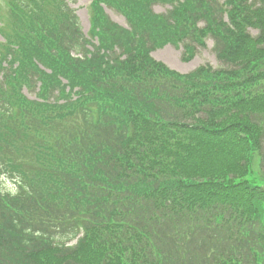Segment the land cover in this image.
Wrapping results in <instances>:
<instances>
[{
	"label": "trees",
	"instance_id": "1",
	"mask_svg": "<svg viewBox=\"0 0 264 264\" xmlns=\"http://www.w3.org/2000/svg\"><path fill=\"white\" fill-rule=\"evenodd\" d=\"M245 1L227 22L215 0L185 2L160 40L203 19L224 68L179 75L149 58L142 2L94 0L87 58L67 0H0V176H21L0 190V264H264V0ZM38 82L41 103L19 95Z\"/></svg>",
	"mask_w": 264,
	"mask_h": 264
},
{
	"label": "rangeland",
	"instance_id": "2",
	"mask_svg": "<svg viewBox=\"0 0 264 264\" xmlns=\"http://www.w3.org/2000/svg\"><path fill=\"white\" fill-rule=\"evenodd\" d=\"M90 1L91 0H78L77 4L73 6V8L76 10V14L79 17L83 33H87L88 31L89 24L86 7ZM168 9L169 6H164L161 4H156L153 6V11L157 14H165ZM105 12L113 22L120 26L126 27L125 20L119 13L109 8H105ZM211 45V40L206 39L205 47L201 48L197 46L195 49V54L190 61L183 60V48L181 45H179L177 48L166 46L163 49L152 52L151 55L154 59L163 62L169 68L179 73L186 74L193 71L198 66L204 64L219 66V63L215 59L213 51L211 50ZM0 184L3 192L12 193L15 189L13 182H11L9 179H1Z\"/></svg>",
	"mask_w": 264,
	"mask_h": 264
},
{
	"label": "clouds",
	"instance_id": "3",
	"mask_svg": "<svg viewBox=\"0 0 264 264\" xmlns=\"http://www.w3.org/2000/svg\"><path fill=\"white\" fill-rule=\"evenodd\" d=\"M12 194H13V195H15V194H16V192H13Z\"/></svg>",
	"mask_w": 264,
	"mask_h": 264
}]
</instances>
